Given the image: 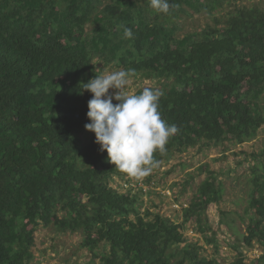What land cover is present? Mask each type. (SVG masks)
I'll use <instances>...</instances> for the list:
<instances>
[{
	"label": "trees",
	"instance_id": "16d2710c",
	"mask_svg": "<svg viewBox=\"0 0 264 264\" xmlns=\"http://www.w3.org/2000/svg\"><path fill=\"white\" fill-rule=\"evenodd\" d=\"M170 2L179 7L154 19L145 13L156 11L137 0H0V264H32L42 225L82 234L92 254L86 264H221L185 236L194 222L220 249L205 216L225 189L209 164L196 170L207 177L177 223L142 211L144 184L138 193L129 183L127 193L110 185L127 174L85 129L92 94H81L80 84L100 64L133 68V79L162 85L159 112L179 130L154 153L158 165L198 146L243 145L264 126V9L245 6L221 27L178 36L174 20L186 7L200 13L203 0ZM220 4L213 0L209 11ZM250 171L239 214L246 232L234 234L245 247L258 245L252 264H264V164ZM195 178L189 174L184 191ZM225 264H247V257L239 252Z\"/></svg>",
	"mask_w": 264,
	"mask_h": 264
},
{
	"label": "rangeland",
	"instance_id": "374dc122",
	"mask_svg": "<svg viewBox=\"0 0 264 264\" xmlns=\"http://www.w3.org/2000/svg\"><path fill=\"white\" fill-rule=\"evenodd\" d=\"M108 0H104L106 3ZM139 8L153 10L148 0H137ZM213 0H203V7L200 13L186 7V13L180 15L174 22L180 30L178 36L190 33L201 32L207 26L221 27L230 15L234 14L239 8L256 6L264 9V0H221V4L216 10L210 12L209 8ZM146 16L155 19L161 15ZM90 26H88V29ZM102 65H99L101 68ZM116 67H107L105 70H118ZM144 87H154L159 90L162 85L151 80L132 79V83L127 90L137 92ZM113 90H110V94ZM116 102V101H115ZM117 103V102H116ZM198 146L189 149L187 152L174 155L170 161L162 162L150 173L152 181L146 183L148 178H132L126 176L125 179L115 178L110 184L120 192L127 193L129 188L126 184H132L136 193L144 184V195L142 197L144 209H150L151 212H159L162 215L171 218L177 223L183 222V209L188 206L194 197L198 186L207 177V174H197V169L204 164H209L210 170L216 173L217 177L224 185V197L220 204H213L206 212V223H209L210 231L208 235L215 234L220 249L217 252L214 246L208 243L203 235L195 230V223H189L185 231L188 242L198 243L204 247L203 255L216 258L221 264L233 261L239 252H243L247 257V264H252V260L261 255L258 245L254 248L245 247L242 240H237L234 233L241 236L246 232V224L241 221L240 215L243 214L247 205V187L246 179L250 176V168L253 165L264 164V126L259 130L255 139L243 144L234 145L225 142L222 145L211 148H200ZM254 153L261 157L255 159ZM189 174H196L195 183L190 184L184 191V184L189 179ZM186 185V184H185ZM224 221V222H223ZM230 223L234 229L227 226ZM84 236L82 234H57L52 228L39 227L35 236V246L33 252L35 259L32 264H86L92 259V254L82 247ZM233 246L241 249L235 250ZM103 247V245H102Z\"/></svg>",
	"mask_w": 264,
	"mask_h": 264
},
{
	"label": "clouds",
	"instance_id": "9594fccd",
	"mask_svg": "<svg viewBox=\"0 0 264 264\" xmlns=\"http://www.w3.org/2000/svg\"><path fill=\"white\" fill-rule=\"evenodd\" d=\"M148 3L163 14L179 7L170 0H148ZM122 27L123 37L131 39L132 29ZM94 72V78L80 84L81 94H92L87 112L90 123L85 124V129L95 134V143L101 152H107L108 162L116 169L132 178L147 177L159 164L154 153L163 151L179 130L159 112L163 93L151 87H144L139 93L128 91L136 75L133 68L108 71L97 67Z\"/></svg>",
	"mask_w": 264,
	"mask_h": 264
},
{
	"label": "built area",
	"instance_id": "2783aa9c",
	"mask_svg": "<svg viewBox=\"0 0 264 264\" xmlns=\"http://www.w3.org/2000/svg\"><path fill=\"white\" fill-rule=\"evenodd\" d=\"M141 186H143V184H141Z\"/></svg>",
	"mask_w": 264,
	"mask_h": 264
}]
</instances>
